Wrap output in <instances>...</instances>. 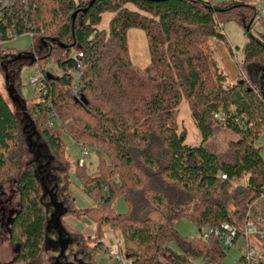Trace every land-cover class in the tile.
<instances>
[{"label": "trees", "instance_id": "16d2710c", "mask_svg": "<svg viewBox=\"0 0 264 264\" xmlns=\"http://www.w3.org/2000/svg\"><path fill=\"white\" fill-rule=\"evenodd\" d=\"M258 6L256 0H9L0 29L33 33L28 50L0 48L7 90V96L0 92V186L24 152L33 156L15 179L19 203L6 221L14 263H31L48 249L57 250L61 263L75 240L62 218L78 211L96 225L90 236L78 233L81 264H97L107 254L101 241L110 230L122 238L128 264H165L163 254L172 264H226L239 242L242 253L231 264H251L248 242L264 244L257 235L243 237L248 214L264 217V32L254 33L264 16ZM105 13L113 17L99 29ZM229 20L247 36L236 82L215 58L214 41L228 44ZM132 27L147 34L151 59L143 68L129 56ZM24 65L44 74L46 92L35 103L21 93ZM183 100L202 136L198 146L179 132ZM217 128L238 137L229 156L209 147ZM64 132L98 156L94 172L80 161L73 171L95 200L92 207H77L49 168L55 161L69 177ZM118 197L127 212L114 210ZM183 218L197 226V235L178 231ZM206 228L220 233L204 237ZM257 259L264 264V257Z\"/></svg>", "mask_w": 264, "mask_h": 264}, {"label": "rangeland", "instance_id": "374dc122", "mask_svg": "<svg viewBox=\"0 0 264 264\" xmlns=\"http://www.w3.org/2000/svg\"><path fill=\"white\" fill-rule=\"evenodd\" d=\"M260 5L264 8V0H261ZM112 13H105L103 15V21L99 25V29H107ZM224 32L226 34L228 44L221 41H214L216 48L215 58L219 62L220 67L223 69L228 77L229 82H236L239 78V67L238 61L242 59L243 56V46L247 41V36L245 34L244 28L235 20H229L224 23ZM255 32H264L263 22H257L254 25ZM127 42L129 49V56L131 61L139 67H146L150 63V52L147 34L143 29L132 27L127 31ZM33 45L32 37L27 34H22L20 36L9 39L5 42L4 47L9 51H25L31 48ZM230 46L232 49H230ZM12 58V57H11ZM13 65V64H12ZM37 75L36 67L33 65H24L20 71V89L21 93L27 101L30 103H35L39 100L38 83H33L32 78ZM0 92L7 96V90L5 88V79L0 67ZM177 122L179 126V132H186V143L192 146H198L202 141V136L195 125L192 117L189 105L186 100L180 105ZM56 123V122H55ZM52 123L49 122V126ZM43 127V125H42ZM62 139L65 144L66 155L69 158L70 168L69 177H67L66 166L60 165L55 161H49V168L54 169V174L57 176L60 188L68 192L73 198L76 199L77 207L88 208L95 205V200L89 198L83 193L80 186H78V181L73 174V171L77 168V163L86 162L87 166L92 167L94 172L96 165L98 163L97 154L90 149V153L85 154L82 146L77 143L71 135L67 132L62 133ZM238 137L232 132L224 129L217 128L215 135L209 141V147L217 152L221 156H229L231 144L236 141ZM32 154L28 151L24 152L22 156L18 158L17 164L12 170L5 171V179L0 186V263L1 264H11L13 259L16 257L15 245L11 242L8 229L6 227V221L9 217V211L11 209H16L19 203V194L16 186L15 179L20 171L26 168L27 163L32 158ZM51 171V169H50ZM69 179V180H68ZM114 210L117 213H125L128 210L127 204L123 197H118L113 205ZM62 222L64 226L67 227L73 238V242L67 246L65 251L66 257H62L59 261V256L57 250H44L37 260L27 263V264H81L75 257L77 251L82 248V243L80 242V237L78 233L84 236H90L94 234L96 225L89 221L86 216H82L78 211L73 213H68L63 216ZM61 222V224H62ZM176 228L183 236H194L199 233L197 226L188 219H181L176 222ZM120 241L123 252V240L122 238L110 230L106 237L101 241L107 254H99L97 256V264H120L115 258L110 246L114 243ZM242 242L238 243L233 249L228 251L225 263L231 264L236 261L241 253ZM173 248L177 249L176 244L171 245ZM258 255L264 257V244L258 243L255 246ZM120 251V250H119ZM77 252V253H76ZM72 254V256H71ZM162 261L165 264H172V258L169 254H163L161 256ZM126 264L127 261L125 259Z\"/></svg>", "mask_w": 264, "mask_h": 264}, {"label": "built area", "instance_id": "2783aa9c", "mask_svg": "<svg viewBox=\"0 0 264 264\" xmlns=\"http://www.w3.org/2000/svg\"><path fill=\"white\" fill-rule=\"evenodd\" d=\"M9 0H0V20L3 18V10L4 7L8 4ZM256 3L259 4L258 10L260 13L264 16V8L260 5L261 0H256ZM27 34V33H26ZM31 37L33 36V33H28ZM14 37H17L15 29H5V31H2L0 29V48H5L4 44L7 40L12 39ZM78 56H82L81 53H78ZM37 75L32 78L33 83H38V92L45 90V85H44V74L43 71L40 69H36ZM80 73V71H79ZM46 92V90L44 91ZM76 92V91H75ZM85 154H88L86 150H83ZM226 177V176H223ZM264 197V194L262 195ZM224 230H233L232 227H230L228 224H224L222 226ZM219 234V230H214L212 228H206L204 230L203 236L208 237L211 233ZM259 236L261 240L264 241V217L262 215H259L256 219L252 218L249 214L247 215L244 223V229H243V237L249 241V238L252 236ZM112 252L115 255V258L119 261L120 264H126L125 258L121 252L120 247L122 248V245L120 241H117L114 243L113 246H110ZM120 250V251H119ZM246 258L250 261L251 264H257L258 259H257V252L255 247L252 245L247 244L246 246Z\"/></svg>", "mask_w": 264, "mask_h": 264}, {"label": "water", "instance_id": "95a60500", "mask_svg": "<svg viewBox=\"0 0 264 264\" xmlns=\"http://www.w3.org/2000/svg\"><path fill=\"white\" fill-rule=\"evenodd\" d=\"M11 94V93H10ZM65 213V211H63L58 217H57V224H61L60 218L61 216Z\"/></svg>", "mask_w": 264, "mask_h": 264}, {"label": "flooded vegetation", "instance_id": "af4514ba", "mask_svg": "<svg viewBox=\"0 0 264 264\" xmlns=\"http://www.w3.org/2000/svg\"><path fill=\"white\" fill-rule=\"evenodd\" d=\"M10 212V211H9ZM10 214V213H9ZM6 224V223H5ZM59 225V224H58ZM60 227H61V224L59 225ZM15 252H16V246H15ZM14 260L15 259H13V261L11 262V264H16V263H14ZM1 264V263H0Z\"/></svg>", "mask_w": 264, "mask_h": 264}]
</instances>
